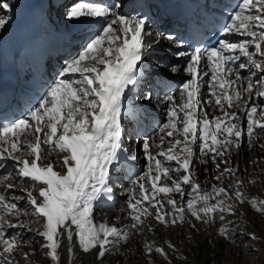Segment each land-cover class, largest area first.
<instances>
[{
  "label": "snow or ice",
  "instance_id": "1",
  "mask_svg": "<svg viewBox=\"0 0 264 264\" xmlns=\"http://www.w3.org/2000/svg\"><path fill=\"white\" fill-rule=\"evenodd\" d=\"M13 8V0H0V30L10 22ZM127 8L129 0L71 6L68 19L100 18L103 23L26 113L0 121V169L9 161L13 168L0 175V264H33L34 253L24 251L30 245L22 233L8 230L33 232L30 224L41 220L35 235L43 239L41 250L51 264H60L58 250L65 237L70 261L75 237L83 253L95 251V259L104 264V258L118 254L134 234L154 231L149 218L164 227L196 228L193 220L209 226L219 223L217 236L235 242L233 230L245 215L240 206L247 203L264 216V199L245 191L246 182L232 161L245 141L251 149L264 137V0H237L215 46H195L189 52L175 36H166L176 48L174 55L183 58V67L168 65L170 72L183 70L188 79L177 93L165 94L166 118L157 137L140 141L147 164L128 190L129 223L118 227L94 222L95 207L113 200L110 179L122 158L137 160L124 146L122 121L127 93L135 91L150 48L149 18L134 8L122 11ZM232 36L241 39H229ZM140 98L150 101L152 93ZM258 146L264 151V144ZM209 163L219 186L199 182L197 164L207 172ZM16 188L25 195L6 194ZM165 244L175 250L170 241ZM143 249L148 264H153V254L171 264L164 245L145 240Z\"/></svg>",
  "mask_w": 264,
  "mask_h": 264
},
{
  "label": "bare ground",
  "instance_id": "2",
  "mask_svg": "<svg viewBox=\"0 0 264 264\" xmlns=\"http://www.w3.org/2000/svg\"><path fill=\"white\" fill-rule=\"evenodd\" d=\"M26 0H13L14 8L11 12V20L6 25L5 28L0 30V47L2 43L5 41V38L8 36V33L13 27V23H16L19 21L18 17V9L21 6V2H25ZM33 3L36 2H42L44 3L45 0H32ZM51 9L49 10V12ZM122 11H125L124 9ZM28 13H31V8L27 9ZM42 28L43 32L45 34L47 33V25L49 27H54L55 23L54 20L51 19V16L48 14L44 20H43ZM40 23H36V28H39ZM146 31L150 34L147 38L148 43L150 44V48H148L147 51L151 52L150 50L154 48L155 46L160 45L161 48H164V38L163 33L161 29H159L155 25H149L146 29ZM229 39L231 40H238L241 39V37L238 36H232ZM159 41V43H157ZM169 44L166 42V45ZM83 46L81 48H76L73 53V55L70 58H67V61H61V67L56 72V77L59 73V71L66 65L67 62H69L72 58L76 57L78 53L82 50ZM157 48V47H156ZM160 48V49H161ZM159 49V50H160ZM150 55H153L152 52ZM150 55H147L146 64L149 68V72L147 73V78L145 79L144 85H136V89L134 92L127 93L126 99H125V109H124V119L122 121V126L124 129V133L122 136V139L124 141V146L128 148L130 151H133L137 155V160L135 162L123 160L122 163L118 169H115L113 171V174L110 179V184L113 188V200L112 201H104L103 205L98 204L94 209V215L93 220L96 224V216H100L103 213L111 214L112 216H102L101 222H107L110 224L113 222L118 227H121L127 223H129V220L127 218V204L126 201L129 196V188L132 187V181L136 179V176L141 174L144 170H146V164L147 161L144 157L143 150H142V144L141 140L144 137H157V131L158 126L161 125L163 122H165V104L162 103L165 94L162 93L160 98L158 99L157 96L151 92L152 88H156L159 85L161 77H170L173 83L177 84L179 87L180 85L188 79L187 74L181 70L177 73H171L170 69L167 70L162 69L163 66L160 64H157L155 62L156 57H153L152 60L149 59ZM183 67V65H182ZM242 75L247 77L249 73L246 70H242ZM54 78V80L56 79ZM210 76L207 78L209 79ZM255 79V78H254ZM160 88V86H159ZM162 91V88H161ZM145 92H151L152 93V99L150 101H145L142 98L143 93ZM203 92L205 96H207V88L203 89ZM176 99L179 100V96H176ZM131 111L134 113V115L129 118L127 113ZM211 111V110H210ZM216 115H219L220 113H215ZM136 117H146L147 121L146 123L149 124V129L146 131L145 135H137L138 129L136 128L137 120ZM158 121V123L153 126L155 121ZM137 129V130H136ZM157 138V143H158ZM259 144H264V137H261L257 140L256 145H254L251 149H249V146L247 142L242 144V147L239 151V154L233 153L232 155V161L233 165L239 166V177H243V179L246 182L245 189L250 188V192L252 196L256 194L264 196V151H262L259 148ZM252 161H257V164H252ZM208 171L205 172V166L197 164V175L199 182L202 186L207 185L208 183H216L219 186V182L215 181L213 179V176L216 174L213 170V166L211 163L207 165ZM13 170L12 168V162L9 161L6 164V167L4 169H0V175H3L5 171L11 172ZM255 178L256 182L254 184H248L247 181L249 179ZM14 183H19V180L13 181ZM229 181L226 179L225 183H228ZM249 192V191H248ZM9 197L12 196H23L25 195L24 192L20 191L19 188L16 189H10L7 190L6 193ZM251 196V195H250ZM256 197V196H255ZM258 197V196H257ZM159 198V197H158ZM259 199H264L261 197H258ZM21 206L24 205V201H20ZM245 215L242 218L243 223L240 227L235 228L233 230V234L236 236L237 243L235 245H229V251L226 249V245L228 240H223L220 237L216 239V246L213 245V241L211 238H208V234H205L199 238L196 243L199 244V260H201L202 264H221L224 262V260L221 257L224 253L227 252V255H231V257L240 258L243 262V264H264V220L261 218V216L258 215L255 211H253L249 206L247 210L245 209ZM22 220L25 222L30 221V217H21ZM238 217H233L230 220H236ZM16 222V221H14ZM149 222L154 225V231L157 232L161 230L162 225H159L154 220H151L149 218ZM43 221H39L36 223H31L30 226L33 229V232H28L26 229L21 230L19 228L17 229H9L8 231L10 233H16L21 232L23 239L28 242L30 247H25L24 251L32 252L34 253L31 256V260L33 261V264H51V261L49 258L45 256L44 251L41 250V243H43V239L39 236L35 235V230L42 225ZM185 227L183 230H189L191 227H188V225L184 224ZM248 225L255 226L256 232H258V237L261 239L259 240H251L249 236L246 233L241 232L245 228H247ZM187 226V227H186ZM250 226V227H251ZM211 231L213 235L217 233V229L219 227V223L210 226ZM189 228V229H188ZM248 229V228H247ZM180 230V229H179ZM151 232H148L147 230L144 231L142 235H133L130 239V242L128 244L133 245H142L145 241V237ZM211 234V235H212ZM243 234V235H242ZM147 238V237H146ZM149 241V240H148ZM211 241V243H209ZM68 247L69 242L67 238L65 237L61 241V248L58 250L60 255V264H100L99 261L95 259L96 252H90V253H83L78 245V242L76 238H73L72 247L74 256L72 257L71 261L69 258L68 253ZM168 256L171 261V264H190V262H193L195 258L191 259L190 257H187V253H189V249L179 246H175V250L168 249ZM197 253V252H196ZM135 255L131 254H123L122 252L119 253H113L110 256H106L104 258V264H125L128 263L129 259H132ZM154 259H152L153 264H167V262L160 257L158 254H155L153 256ZM183 257V258H181ZM17 259H21L20 257H17ZM194 263V262H193ZM225 263V262H224Z\"/></svg>",
  "mask_w": 264,
  "mask_h": 264
},
{
  "label": "rangeland",
  "instance_id": "3",
  "mask_svg": "<svg viewBox=\"0 0 264 264\" xmlns=\"http://www.w3.org/2000/svg\"><path fill=\"white\" fill-rule=\"evenodd\" d=\"M243 179V177H241ZM245 191L252 196L251 194V190L250 188L249 189H245ZM249 191V192H248ZM254 196V195H253ZM256 197H262V195L260 194H256L255 195ZM257 197V198H258ZM248 204L245 203L244 205L240 206V211L241 212H245V209L247 210L248 208ZM112 216V213L110 214H107V213H103L102 215L100 216H96V222L99 224L101 223V220H102V216ZM259 216H261L259 213H258ZM232 219L233 217L232 216H229L227 217V219ZM261 218L264 220V216H261ZM189 219H192L191 217H189ZM193 222L196 224V228H188L189 230H183V228L185 227V225H176V226H170V227H162L161 230L155 232H151L149 233L146 237H145V240H149L148 242H153L155 241L157 245H164L165 247V251H168V248H167V245L165 244V241H170L174 246H179L181 245V247H183L184 245V248H187V250L189 249V253H187V257H190L191 259L195 258L194 259V263L193 262H190V264H202L201 260H199V257H198V254H199V244L196 245L197 241L199 238H201V236L205 235V234H208V238H211V240L213 241V245L216 246V239H218V236L217 234L213 235L212 232H210L211 230V227L209 225H204V224H201L197 221H194ZM110 224H114L113 222H111ZM188 225V224H186ZM248 225L247 228H245L244 230H242L241 232L243 233H255L257 236H258V232H256V227L253 225ZM187 227V226H186ZM188 227H190L188 225ZM180 229V230H179ZM212 234V235H211ZM235 243H237V239L235 240V242H231V241H228L227 242V245L225 246L226 249H228L229 251V245H235ZM120 252H122L123 254L127 255V254H131L135 252V255L132 259H129L128 263H125V264H148V257H146V255L144 254V249H143V244L142 245H137V244H134L131 245V244H127V245H124L120 248ZM197 252V253H196ZM155 254L152 255L151 257V260L154 259ZM224 262L221 263V264H243L242 260L240 258H235V257H231V255H227V252L224 253L223 255H221V257Z\"/></svg>",
  "mask_w": 264,
  "mask_h": 264
}]
</instances>
